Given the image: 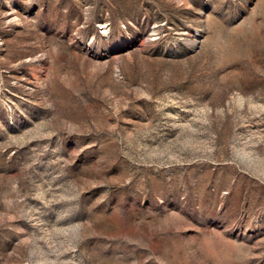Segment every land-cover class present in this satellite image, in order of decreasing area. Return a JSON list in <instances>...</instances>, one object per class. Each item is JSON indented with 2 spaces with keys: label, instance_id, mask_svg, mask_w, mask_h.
<instances>
[{
  "label": "rangeland",
  "instance_id": "374dc122",
  "mask_svg": "<svg viewBox=\"0 0 264 264\" xmlns=\"http://www.w3.org/2000/svg\"><path fill=\"white\" fill-rule=\"evenodd\" d=\"M0 264H264V0H0Z\"/></svg>",
  "mask_w": 264,
  "mask_h": 264
}]
</instances>
